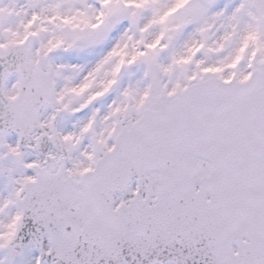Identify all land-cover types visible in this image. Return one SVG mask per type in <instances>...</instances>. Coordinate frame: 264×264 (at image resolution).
I'll list each match as a JSON object with an SVG mask.
<instances>
[{
  "label": "snow or ice",
  "instance_id": "snow-or-ice-1",
  "mask_svg": "<svg viewBox=\"0 0 264 264\" xmlns=\"http://www.w3.org/2000/svg\"><path fill=\"white\" fill-rule=\"evenodd\" d=\"M0 264H264V0H0Z\"/></svg>",
  "mask_w": 264,
  "mask_h": 264
},
{
  "label": "rangeland",
  "instance_id": "rangeland-1",
  "mask_svg": "<svg viewBox=\"0 0 264 264\" xmlns=\"http://www.w3.org/2000/svg\"><path fill=\"white\" fill-rule=\"evenodd\" d=\"M92 59H94V56H84L82 58H77V57L73 56V57L70 58L71 62H73V63H77V62L86 63V62H88L89 60H92Z\"/></svg>",
  "mask_w": 264,
  "mask_h": 264
}]
</instances>
